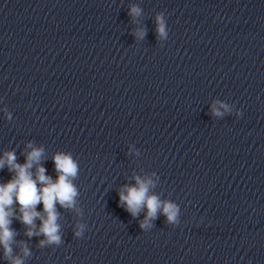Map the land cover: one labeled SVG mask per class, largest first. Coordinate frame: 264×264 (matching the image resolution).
Segmentation results:
<instances>
[{
	"label": "clouds",
	"instance_id": "1",
	"mask_svg": "<svg viewBox=\"0 0 264 264\" xmlns=\"http://www.w3.org/2000/svg\"><path fill=\"white\" fill-rule=\"evenodd\" d=\"M129 15L140 16L141 9L132 6ZM156 24L158 38L165 39L168 33L162 13L157 15ZM134 35L142 39L145 30L137 29ZM211 110L217 117L230 111L229 106L220 101H216ZM8 118L11 119L10 114ZM27 147L31 151L26 152L23 164L17 162L14 151H6L0 157V169L7 166L8 171L13 173L7 182L0 183V246L3 247L4 257L11 260V264H24L23 257L31 254L28 247L21 241L22 256L13 257L12 245L15 243L14 237L16 236V232L11 228L13 218L26 226L25 235L29 238L44 237L39 241L40 247L59 245L62 241L61 226L58 223L60 213L57 205L65 209H74L77 204L76 198L79 195L73 183L79 173V165L71 153L57 152L54 154L52 159L57 175L53 179L46 174V168L41 163L44 158L43 147H34L32 143H29ZM34 168L35 171H33ZM133 179L135 185H125L119 192V201L133 217L138 216L141 210L147 209L145 218L140 222L141 229L151 228V222L157 218L158 213H162L169 224L179 222V206L171 201H162L158 195L150 193V189L155 186L152 179L141 178L139 175L134 176ZM38 205H42V211L37 210ZM37 220L40 221L39 227L36 224ZM83 231L84 225L80 224L77 226L75 235L81 237Z\"/></svg>",
	"mask_w": 264,
	"mask_h": 264
}]
</instances>
